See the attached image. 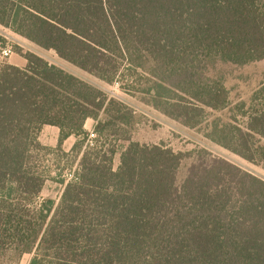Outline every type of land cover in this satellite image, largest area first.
Returning a JSON list of instances; mask_svg holds the SVG:
<instances>
[{
    "label": "trees",
    "instance_id": "16d2710c",
    "mask_svg": "<svg viewBox=\"0 0 264 264\" xmlns=\"http://www.w3.org/2000/svg\"><path fill=\"white\" fill-rule=\"evenodd\" d=\"M0 25L264 168V83L244 118L222 123L211 117L229 94L208 72L264 60V0H0ZM24 58L0 62V264H264V179L206 149L180 178L185 154L128 135L115 168L129 106ZM128 72L138 78L125 84ZM45 125L60 130L55 150L39 140ZM53 151L76 153L77 168L57 178V202H40L50 175L39 157Z\"/></svg>",
    "mask_w": 264,
    "mask_h": 264
},
{
    "label": "rangeland",
    "instance_id": "374dc122",
    "mask_svg": "<svg viewBox=\"0 0 264 264\" xmlns=\"http://www.w3.org/2000/svg\"><path fill=\"white\" fill-rule=\"evenodd\" d=\"M0 34L5 37V42L0 44V48L10 44L14 49L13 55L6 59H0V62L23 67L27 63L24 54L33 52L83 81L115 96L129 106L133 112L132 122L119 137H113L116 140L114 144L117 149V153L114 156L115 168L120 163L122 151L128 145L127 140H124V136L128 135L131 137V140L135 142L147 145L162 144L175 152L185 154L179 172L180 178H184L186 175L187 169L193 162L197 151L206 149L211 154L223 157L264 179V168L261 165L246 161L208 140L205 137V127L194 129L186 127L179 121L173 120L145 104L141 101V96L138 95L136 89L132 88V86H126V90L131 91L125 92L119 88L118 84L109 85L94 75L60 59L54 51L44 50L1 25ZM208 72L211 77L223 82L228 91L231 103L227 109L214 112L211 120L219 119L222 123H228L232 116L241 117V119L244 118V113L247 112L253 93L264 83V60L246 65H235L217 61L209 68ZM125 74V76L122 75L121 77L125 84L129 79L138 78L133 72ZM243 103L246 104V109H244V111H238L237 108ZM93 128L94 120L90 119L86 122L85 129L91 132ZM59 135L60 131L57 127L45 125L39 134V140L43 145L55 150L58 146ZM76 140L77 138L75 136H71L63 144L61 150L64 153H70ZM77 157L76 153H73L71 157H65L57 151H53L50 154L41 153L39 157L40 163L43 164L42 168L47 171L46 174H49L50 177H48L40 195V202L43 200L58 201L64 185L57 178L59 177L61 180H70L74 174V170L77 168ZM30 258V255L24 256L22 263L27 264Z\"/></svg>",
    "mask_w": 264,
    "mask_h": 264
},
{
    "label": "built area",
    "instance_id": "2783aa9c",
    "mask_svg": "<svg viewBox=\"0 0 264 264\" xmlns=\"http://www.w3.org/2000/svg\"><path fill=\"white\" fill-rule=\"evenodd\" d=\"M13 54H14V49H13V46L10 44H7L3 48H0V59L9 58ZM94 137H95V134H94V131L92 130L90 132V138H94ZM71 178H73V175Z\"/></svg>",
    "mask_w": 264,
    "mask_h": 264
},
{
    "label": "crops",
    "instance_id": "0c3cea01",
    "mask_svg": "<svg viewBox=\"0 0 264 264\" xmlns=\"http://www.w3.org/2000/svg\"><path fill=\"white\" fill-rule=\"evenodd\" d=\"M88 120H90V119H88ZM88 120H87V121H88ZM87 121H86V122H87ZM94 124H95V121H94ZM58 129H59V128H58ZM59 131H60V130H59ZM67 140H68V139H67ZM67 140H66V141H67ZM66 141H65V142H66ZM65 142H64V143H65Z\"/></svg>",
    "mask_w": 264,
    "mask_h": 264
}]
</instances>
